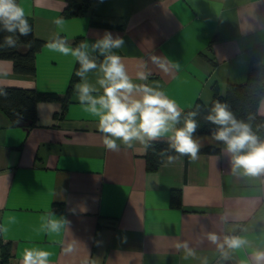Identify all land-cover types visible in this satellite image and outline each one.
I'll use <instances>...</instances> for the list:
<instances>
[{"label":"crops","instance_id":"crops-1","mask_svg":"<svg viewBox=\"0 0 264 264\" xmlns=\"http://www.w3.org/2000/svg\"><path fill=\"white\" fill-rule=\"evenodd\" d=\"M17 3L44 44L33 74L0 59V86L65 94L76 61L47 48L58 32L73 47L75 39L93 43L106 30L118 34L125 46L114 51L133 82L160 88L184 110L209 103L228 83H243L255 55L264 63V0H97L68 17L66 0ZM59 17L63 31L53 23ZM139 71L150 73L146 82ZM97 76L89 73V82ZM76 83L63 110L59 101H39L32 124L13 125L0 109V223L15 217L0 234V264H20L26 248L49 251L50 264H251L252 252L264 250V173H234L225 145L211 134L194 136L217 152L168 163L173 152L148 170L140 144L104 147ZM258 111L264 115V97ZM173 191L180 192L179 207L171 205ZM49 212L68 221L59 233L37 231ZM210 233L220 242L240 236L249 246H225V258ZM183 243L192 255L177 248ZM1 245H9L5 261Z\"/></svg>","mask_w":264,"mask_h":264},{"label":"clouds","instance_id":"clouds-1","mask_svg":"<svg viewBox=\"0 0 264 264\" xmlns=\"http://www.w3.org/2000/svg\"><path fill=\"white\" fill-rule=\"evenodd\" d=\"M53 23L63 31V17L54 18ZM31 30L27 14L17 0H0V32L9 34L4 37V46L15 48L19 37L30 35ZM46 46L52 52L71 56L78 63L75 72L80 78L75 85L77 99L83 111L97 119V130L106 149L116 152L122 146L131 149L138 143L147 150L152 142L167 137L169 148L178 154L168 156V163L180 156H188L193 161L198 158L202 145L194 134L200 127L196 120L199 105L197 111H188L183 126L177 127L184 109L160 88L133 82L122 57L114 51L125 46L121 36L106 30L95 42H81L73 47L58 32ZM100 57L102 60L98 62ZM152 59L155 61L157 57ZM94 71L98 73L96 84L88 80V74ZM149 75L139 71L137 79L146 82ZM0 95L6 93L0 90ZM206 120L216 126L211 136L225 145L234 173L252 177L264 173V140L252 132L249 124L237 120L229 106L219 101L214 102ZM40 220L37 231L48 234L59 233L68 223L63 216L57 218L54 212L46 213ZM13 223V216L0 223V234L7 233L8 225ZM208 239L225 258H228L225 246L229 250L249 246V241L240 236H225L220 242L215 233H210ZM181 247L188 255L193 254L186 243L177 244V248ZM50 256L49 251L26 248L20 264H50ZM251 264H264V250L252 252Z\"/></svg>","mask_w":264,"mask_h":264},{"label":"trees","instance_id":"trees-1","mask_svg":"<svg viewBox=\"0 0 264 264\" xmlns=\"http://www.w3.org/2000/svg\"><path fill=\"white\" fill-rule=\"evenodd\" d=\"M66 1L67 5L63 10V15L68 17L86 12L97 0ZM29 24L31 25L30 22ZM31 29L30 35L19 37L15 48L4 46V37L9 34L0 32V59L11 60L13 70L17 73L33 74L35 72V56L44 44V40L35 36L32 25ZM73 45H79L78 39L73 41ZM78 67L79 65L76 62L67 92L63 95L16 86H0V90L6 93V95H0V109L8 116L13 125L19 124L24 119L31 120L34 123L37 115L36 105L39 101H59L63 110L70 101V93L79 78L75 75ZM262 97H264V63H261L255 55L250 64L247 78L243 83H228L224 93L214 92L211 101L207 104L200 100L196 101L192 107L184 110L177 127L183 126L184 116L187 115L188 111H197V105H199L196 120L200 127L195 134H211L216 126L208 122L206 116L209 114L214 102L219 101L226 103L237 120L249 124L252 132L260 140H264V115L258 111ZM217 151L218 148L216 147H201L200 149V152ZM162 152L164 155H161ZM173 152L175 151L169 148L168 140L152 142V146L145 151L147 169L156 170L163 162L165 156ZM180 204V192L173 191L171 205L179 207ZM1 247H4L2 260L5 261L9 255V245H1Z\"/></svg>","mask_w":264,"mask_h":264},{"label":"water","instance_id":"water-1","mask_svg":"<svg viewBox=\"0 0 264 264\" xmlns=\"http://www.w3.org/2000/svg\"><path fill=\"white\" fill-rule=\"evenodd\" d=\"M31 123H32V121L31 120H27V119L21 120L19 122V124H23V125H27V124H31Z\"/></svg>","mask_w":264,"mask_h":264}]
</instances>
